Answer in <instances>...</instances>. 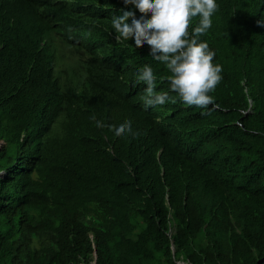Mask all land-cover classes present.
<instances>
[{
	"label": "trees",
	"instance_id": "1",
	"mask_svg": "<svg viewBox=\"0 0 264 264\" xmlns=\"http://www.w3.org/2000/svg\"><path fill=\"white\" fill-rule=\"evenodd\" d=\"M216 3L201 108L117 41L134 5L0 0V264H264V0ZM146 64L170 96L147 109Z\"/></svg>",
	"mask_w": 264,
	"mask_h": 264
},
{
	"label": "clouds",
	"instance_id": "2",
	"mask_svg": "<svg viewBox=\"0 0 264 264\" xmlns=\"http://www.w3.org/2000/svg\"><path fill=\"white\" fill-rule=\"evenodd\" d=\"M125 5H134L142 15L136 18L135 12L128 10L120 17L112 18V27L118 34L117 41L134 39L135 47L145 43L151 47L153 60L166 66L171 75L168 82L171 92L189 106L207 107L214 97L209 95L222 79V66L214 64L215 52L200 37L212 26V16L217 11L216 0H124ZM150 18H146L147 14ZM199 17L191 34L189 27L194 18ZM131 18V23H128ZM137 83L146 85L142 97L145 109L164 105L170 99L169 92L157 93L156 76L150 65L139 69ZM203 114V113H202ZM95 121L97 127H104L102 121ZM121 136L134 133L131 121H125L115 129Z\"/></svg>",
	"mask_w": 264,
	"mask_h": 264
},
{
	"label": "rangeland",
	"instance_id": "3",
	"mask_svg": "<svg viewBox=\"0 0 264 264\" xmlns=\"http://www.w3.org/2000/svg\"><path fill=\"white\" fill-rule=\"evenodd\" d=\"M60 52H64V50L63 49H60Z\"/></svg>",
	"mask_w": 264,
	"mask_h": 264
},
{
	"label": "water",
	"instance_id": "4",
	"mask_svg": "<svg viewBox=\"0 0 264 264\" xmlns=\"http://www.w3.org/2000/svg\"><path fill=\"white\" fill-rule=\"evenodd\" d=\"M94 263H96V261H94Z\"/></svg>",
	"mask_w": 264,
	"mask_h": 264
}]
</instances>
